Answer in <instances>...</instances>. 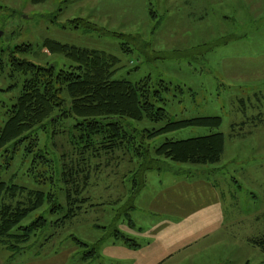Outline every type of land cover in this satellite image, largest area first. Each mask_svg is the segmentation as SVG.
Instances as JSON below:
<instances>
[{
  "label": "rangeland",
  "instance_id": "obj_1",
  "mask_svg": "<svg viewBox=\"0 0 264 264\" xmlns=\"http://www.w3.org/2000/svg\"><path fill=\"white\" fill-rule=\"evenodd\" d=\"M46 39L116 57L112 79L165 81L170 87L165 108L173 121L222 118L217 129L189 126L161 134L150 141L152 147L222 132L225 149L215 164L162 159V168L149 169L146 186L136 192L132 175L142 162L137 156L126 149L83 156L71 131L52 138L40 130V148L60 159L58 164L80 162L83 175L90 173L88 199L74 217L33 236L24 250L0 244V264H150L142 257L162 242L146 238L160 228L184 227L166 221L221 216L225 240L205 234L199 241L205 247H194V263L185 264H264V0H0V60L9 48L29 44L32 50L19 57L59 69L76 65L44 51ZM10 70L0 74V128L26 78ZM165 123L142 120L132 126L154 130ZM5 159L0 151V180L52 191L50 180H44L50 168L37 164L34 153L20 151L9 166ZM58 197L67 207L65 194ZM20 198L27 199L26 193ZM48 206L30 213L22 225L42 215L49 221L62 216ZM118 233L139 246L125 245ZM176 243L166 250L169 255L179 251ZM190 253L181 251L171 260Z\"/></svg>",
  "mask_w": 264,
  "mask_h": 264
},
{
  "label": "trees",
  "instance_id": "obj_2",
  "mask_svg": "<svg viewBox=\"0 0 264 264\" xmlns=\"http://www.w3.org/2000/svg\"><path fill=\"white\" fill-rule=\"evenodd\" d=\"M45 1L32 0L34 4ZM84 24L96 28L93 23L84 21ZM31 50L29 44L9 48L7 57L0 60V74L9 67L12 76H26L18 95L4 112L7 118L0 128V151L5 153L7 166L20 151L25 155L34 153L37 164L49 166L51 176L44 180H50L53 189L46 194L0 180V244L16 252L24 250L33 236L74 217L80 204L88 199L84 193L90 185V173L83 175L85 170L80 168V162L72 166L58 164L60 159L40 148V130L52 138L71 131L83 156L120 149L137 156L142 162L132 175L136 192L146 186L149 169L162 168V159L194 165L221 161L225 149L222 132L188 139H167L159 146H151L150 141L161 134L189 126L217 129L222 124L219 116L171 120L165 108V94L170 91L165 81L153 80L150 76L138 82L112 79L118 62L116 57L54 39H46L43 50L74 61L76 65L71 69H59L56 64L39 65L19 57ZM66 120H71L70 127L64 125ZM142 120L166 123L154 130H139L132 126V121ZM59 192L65 194L67 207L60 202ZM25 193L27 199L20 198ZM46 204H49L50 213H62V216L49 221L42 215L31 224L22 225L30 213ZM118 234L125 245L139 246L134 240ZM93 250L86 254V259L94 254Z\"/></svg>",
  "mask_w": 264,
  "mask_h": 264
},
{
  "label": "crops",
  "instance_id": "obj_3",
  "mask_svg": "<svg viewBox=\"0 0 264 264\" xmlns=\"http://www.w3.org/2000/svg\"><path fill=\"white\" fill-rule=\"evenodd\" d=\"M161 225L163 224L160 223ZM167 225H183L184 227L175 230V228H160L159 232L153 234L152 239L146 238V241L156 240L162 242L158 246H155L154 250L151 253H148L144 255L142 258L146 261V263L150 264H173L171 257L175 254H180L181 251H183V254L187 251H192V253L186 255V258L180 259L179 261H176L174 264H185L187 261H191L194 263L191 256H193L194 253V247H201L204 248L205 245L199 242L201 241V237L205 234L213 235L215 234L216 237L212 240L222 242L225 240L224 237V224L225 219L224 216L221 217H204V218H186V219H173L171 221H166ZM159 225V224H158ZM174 232V233H172ZM174 235V236H173ZM228 238L230 237V234L226 235ZM172 237H175L172 238ZM183 241L184 244L179 245L176 243L177 241ZM148 241V242H149ZM172 241L175 242V250L179 248L178 252L169 255L171 251L170 250L172 246ZM255 241V240H254ZM253 242V241H252ZM261 251H264V249H261ZM181 254V255H183ZM168 255V256H167ZM165 256H167L165 259H163ZM191 258V259H189Z\"/></svg>",
  "mask_w": 264,
  "mask_h": 264
}]
</instances>
